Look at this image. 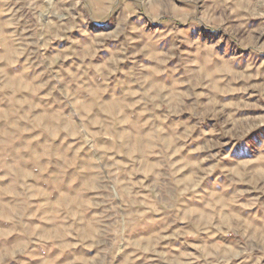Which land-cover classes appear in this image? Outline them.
I'll return each mask as SVG.
<instances>
[{
	"label": "rangeland",
	"instance_id": "1",
	"mask_svg": "<svg viewBox=\"0 0 264 264\" xmlns=\"http://www.w3.org/2000/svg\"><path fill=\"white\" fill-rule=\"evenodd\" d=\"M0 264H264V0H0Z\"/></svg>",
	"mask_w": 264,
	"mask_h": 264
},
{
	"label": "crops",
	"instance_id": "2",
	"mask_svg": "<svg viewBox=\"0 0 264 264\" xmlns=\"http://www.w3.org/2000/svg\"><path fill=\"white\" fill-rule=\"evenodd\" d=\"M123 79H124V78H123ZM133 80H135V78H133ZM122 92H123V91H122ZM126 94L131 96V92H127ZM120 95H124V96H125V92H124V93H122V94H121V93H119V97H121ZM68 237H70V238H71V240H73V239H76V238H77L75 235H73V232H70V234L68 235ZM67 254H68L67 256H70V257H71L73 253H70V254H69V253H67Z\"/></svg>",
	"mask_w": 264,
	"mask_h": 264
}]
</instances>
